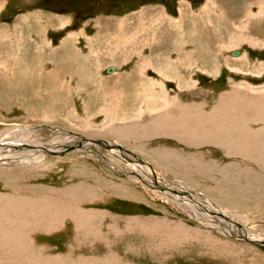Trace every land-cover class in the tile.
I'll list each match as a JSON object with an SVG mask.
<instances>
[{
  "label": "rangeland",
  "instance_id": "374dc122",
  "mask_svg": "<svg viewBox=\"0 0 264 264\" xmlns=\"http://www.w3.org/2000/svg\"><path fill=\"white\" fill-rule=\"evenodd\" d=\"M245 10L257 18L251 20ZM259 11L255 0H0L1 150L7 154L23 150L9 149L10 141L22 138L27 142L24 148L40 144L44 149L50 138L66 132L68 137L116 142L128 151L123 158L114 147L113 156L107 152L111 149L100 145L101 154L119 168L117 173L82 154L40 157L34 146L37 158L0 163L1 195L10 198L17 190L35 201L38 188L72 193L68 203L84 213L93 211L98 233L107 236L95 241L93 249L79 250L85 247L82 244L72 247L70 220L61 215L58 219H66L65 226L55 229L56 224L54 232L38 229L31 235L43 249L42 256L81 254L100 261L108 252L103 242H109V253L121 264H264V245L250 239L264 242V165L233 151L226 155L223 147L211 143L182 141L172 135L173 130L165 129L163 135L161 127L153 124L164 109L171 108L169 103L175 104L172 99L195 103L211 113L220 95L230 92L229 83L243 84L250 97L261 93L264 13ZM191 15L196 23L208 19L204 34L192 29ZM185 16L189 20L184 19L178 30L175 25ZM124 24L130 29L125 31ZM117 45L127 55L121 54V62L106 54ZM139 53L143 54L139 57ZM147 62L152 69L142 75L139 65ZM157 68L167 70L159 76ZM150 78L158 86L152 87ZM250 97L248 103L264 105ZM253 120L245 128L259 129L262 139L264 124ZM113 128L121 129L125 137ZM222 128L218 131L225 138ZM137 158L146 162L147 171L159 182L142 170L145 165ZM25 165L34 170H20ZM131 171L134 178L129 177ZM181 186L191 191L179 190ZM193 201L198 204H190ZM47 208L50 212L59 207L51 203ZM98 212L108 217L99 220ZM195 212L206 217L195 219ZM216 213L231 218L215 226L220 219ZM114 218L116 225L110 223ZM158 226L162 230H156ZM114 231L121 232L116 236Z\"/></svg>",
  "mask_w": 264,
  "mask_h": 264
},
{
  "label": "bare ground",
  "instance_id": "6f19581e",
  "mask_svg": "<svg viewBox=\"0 0 264 264\" xmlns=\"http://www.w3.org/2000/svg\"><path fill=\"white\" fill-rule=\"evenodd\" d=\"M255 4H256V6H258L260 8L259 12L261 14L264 13V0H255ZM248 17H250L251 20H252V18H254V19L257 18V16L252 15L251 12L248 13ZM245 26H247V25L245 24L244 27ZM179 27H181V26H179ZM177 28H178V26H177ZM125 41H126V39H125ZM118 42H117V44H118ZM248 43L251 44L253 47H255V45H257V43L250 42V41H248ZM123 44H125V43H123ZM122 46H125V45H122ZM111 50L114 51V53ZM124 51L125 50H123L120 45H117V47H115L113 49H108L106 51V54L109 56L108 58H110V56H111L112 59L116 58V61L117 60L119 61L120 59H122L121 54L127 56ZM142 54L143 53H139V57ZM234 55H236V54H234ZM139 57H137V58H139ZM167 60H170V58ZM96 61L99 62V60H96ZM119 62H121V61H119ZM119 62H117V63H119ZM175 63L177 64V60L175 61ZM151 67H152L151 62H147V64L139 65V68L141 70L140 73L142 75H145L146 71L149 68L152 69ZM157 70H158L157 72L159 73V76H163L164 74H162V72L165 73L166 72L165 70H167V69L162 70V68H157ZM110 72H112V70H108V73H110ZM139 77L141 78V75H139ZM150 79H149V82H150L152 87L158 86V84L155 83V81H153L154 79H151V80ZM229 84L231 86L230 92H227V94H225V95L224 94L220 95V98H219L220 100H219L218 104L211 110L212 111L211 113H209V112L205 113L204 110H199L198 107H196L197 105L194 102L193 103L195 105L192 103L185 104L184 102L182 103L181 100H177V99L173 100L172 99L171 103L175 102V104L170 105V103L167 99L168 102L167 101L166 102L169 103V106L171 108H169L167 110L164 109L163 114L161 113L160 117L157 116L158 118L156 117L155 119H158V120H156L153 124L161 127L160 130L162 131V134H163V132H166L165 129L173 130L175 134L172 133V135H176V137L180 138L182 141H187L189 139L191 141L198 140V141L203 142L202 145L211 143L213 145L223 147L226 155H228L227 154L228 151L229 152L233 151V153L235 155H237L238 157L246 156L247 159H251V161H253L257 164L259 161V162H261L260 165H264V133H263L262 139H260V130L259 129H257L254 132L253 130L252 131L250 129L246 130V128H245L248 120L251 121V118L254 119L255 121L254 120L253 121L257 122L258 124L259 123L264 124V105L263 106L258 105L259 103L256 104L254 102L248 103L247 99L250 96H248V91L246 90V87L243 84L238 85V87L234 86V84L233 85L231 83H229ZM151 98H153V97H151ZM250 98H252L255 101L259 100L262 103V101H264V89L261 91V93L259 95H256L253 93V97H250ZM159 99H160V97H159ZM169 100H170V98H169ZM222 100H224L223 103H222ZM250 110H253L255 112H252ZM203 111H204V113H202ZM173 114H175L174 117L172 116ZM190 120H191L192 125L189 124ZM153 121H154V119H153ZM215 121L218 122L220 125L218 126L216 123H214ZM159 127L157 128L158 130H159ZM222 127H224V131H225V134H223V135H225L227 138L226 137L222 138L221 137L222 133H220L218 131V129L222 128ZM124 128H126V127H124ZM128 128H126V130ZM14 129H15V127L10 128V130H14ZM140 129H141V127H140ZM148 129H150V128H148ZM114 130L118 134L125 137L126 133L124 134L121 129L116 128ZM220 131H221V129H220ZM137 133L138 132H136V134ZM67 134H66V132H64L63 135H61V137L50 138V143L47 146H45L46 148H44V149L41 148L40 144H36V145L31 144L32 148H29V147L24 148L22 145L27 143V142H25L24 138H22L16 142L10 141V143H12L10 145L11 147L9 148L10 150H12L16 146H17V148L23 149V150H21V151L13 150L12 152H8V154H7V153H5L6 151L1 150V148H0V163L19 162L21 160L28 161L30 158L32 159L36 156L34 151L32 150L33 146H34L37 149V151L40 152L39 156L41 154L46 155L48 157H50V155H52V154H63V156L64 155L65 156L66 155L73 156L75 154H82V156L84 155V157L86 156V157H89L95 161H99V162L103 163L106 166L105 169L108 171L115 172V173H117V171H119V168L117 166H115L112 161H108L105 158V156L103 154H101L100 145H102V146L106 145L108 149H111V150H108L107 152L113 153V156H116L117 151H113V150L115 148H117L118 150H120V154L122 155L123 158H125V156H126L124 152H128L127 150L124 149L125 146H124V148H122L121 146H118L119 143H116V142L115 143H112V142L108 143V142H105L102 140H86L87 138L85 139L82 137H79L80 138L79 139L78 137H76V135L74 137H68ZM164 134H166V133H164ZM72 135H73V133H72ZM168 135H169V133H168ZM173 137H175V136H173ZM256 139H259L260 141H258ZM194 143H195V141H194ZM73 145H75L76 147H72ZM2 154H6V156L11 154V157L6 158L5 156H1ZM107 154L111 156V154H109V153H107ZM55 156H57V155H55ZM40 157H42V156H40ZM120 157L121 156L119 155L118 159H120ZM35 158H37V156ZM101 158L103 160H101ZM127 158H129V157H127ZM57 159L62 160V157L59 156ZM62 161H64V160H62ZM135 161L136 160H133L131 163H134ZM138 161H139V163H142L145 165V166L143 165L144 167L142 168V170L145 171L146 173H148L150 175V177H152V178L154 177L153 179L155 181L159 182V180L157 179L158 177L153 175L154 173L152 174V172H151V174H152L151 175L150 172L147 171L146 162H144L140 159H138ZM113 169H115V170H113ZM20 170H34V168L32 166L25 165L24 169L20 168ZM27 172H29V171H27ZM132 173H133L132 171L129 173L130 178H134V173H133V175H132ZM120 174H118V175H120ZM16 179H17L16 182L20 183L21 179L20 180L18 178H16ZM10 180H11V178H10ZM138 180H140V178H138ZM149 180H152V179L150 178ZM22 181H23V179H22ZM142 182L147 184V182H145L144 180H142ZM79 186H80L79 189L81 190V193H82L83 190L81 189V187H84L83 183H81V185H79ZM178 189L183 190V191L186 190L187 192L191 191V190H188L189 188L187 189L183 186H181ZM164 190L166 191V189H164ZM65 191H67V190H65ZM68 191H69V189H68ZM15 192H17V190ZM15 192H13L14 194L10 193V195L12 196L10 198L0 194V264H121L120 261L116 258L117 257L116 255L109 253V251H110L109 244H108L109 242L108 243L103 242V244L107 246L108 252H106V254H105V255H107V257L105 255H104L105 258L100 257L101 258L100 261L98 259L95 260V258L93 259L90 257H89L90 259H88V257L85 259V258L81 257L82 255L80 256V254H79V256H76L75 258H72L69 255L62 256V257H52V256L44 257V256H42L39 253V250H43V249L41 247H39L34 242V239L31 238V235L34 234L35 232H37L38 229L46 230L43 232L45 234L52 232V231L54 232V230H52V228L55 227L56 224H57V227L55 229H58L59 227H61V225H64V222H66V221H64L66 219H63V221L58 219L59 216H61V215L68 216V219L70 220L69 221L71 223L70 229H72V235L70 237V239H71L70 243H71L72 247H74V245H75V248H77L78 245L82 244L85 247H89V248L93 249L94 246L96 245L95 241H98L101 236L105 237L106 234L102 233V235L100 236V234L98 233L97 229L100 226H99V222H97V218H95V216H97V215L93 211L88 210V212L84 213L83 211H81L79 209L73 208L71 206V203L70 204L68 203L69 200H71L72 197H74V195H72V193H71V195L67 196V194H70V193H67V194H65L63 192L58 193L59 191L56 192L55 190H49L48 188H38L36 191H34L35 196H36V200L34 201V200H31V198L26 197V195H22L20 193H15ZM22 192H24V191H22ZM180 192L183 193L182 191H180ZM54 193H57V194L55 195ZM52 196H57L55 202H52ZM67 198H69V199H67ZM26 199H27V202L25 203ZM194 200H196V199H194ZM59 201H60V204H58ZM196 201L199 202L198 200H196ZM41 202H43L45 204L42 205ZM193 202L190 204H195V205L198 204V203H195V201H193ZM51 203H52V205H57L59 208L58 209L52 208L53 211H50V212H49L48 208H47V210H45L48 205H51ZM177 204H180V203H177ZM186 204H187V202H186ZM199 204H200V202H199ZM32 207H35L37 209V212H33ZM207 207H209V206H207ZM190 209H193V208H190ZM200 209H201V207H200ZM202 212H204V211H202ZM204 213H207V212H204ZM99 214H100V216L98 215L99 220H101V218H103V220H104L105 217H108L107 214L105 215V213L104 214L99 213ZM215 215L220 218L218 220L216 219L217 222L215 223L216 224L215 226H218V223L222 222L221 219H223V221L226 223L231 218V217H229L230 215L228 216L227 214H223V213H219V214L216 213ZM193 216L195 217V219H202V218L206 217L205 214H204V217H202V215H201V217H197L196 212L193 213ZM208 216H210V215H207V217ZM209 218H212V216ZM220 220H221V222H220ZM232 220H233V218H232ZM116 222H117V218H114V221L112 219H110V223H113L114 225H116ZM129 223L132 224L133 222H129ZM208 223H210V222H208ZM100 224H102V223L100 222ZM211 226H213V224ZM116 227H118V223H117ZM124 227H125V229H128V227H130V226L125 225ZM225 227L229 230V233H230V229L232 230V228H230L228 226V224ZM107 229L110 233V230H109L110 227L109 226L107 227ZM158 229L162 230V228H160V226H158L156 230H158ZM218 230H219V228H218ZM176 231H178V230H176ZM14 232H16V233H14ZM119 232H121V231H119ZM119 232L114 231L116 236H118L120 234ZM226 232H228V231H226ZM65 236H67V233H65ZM238 238L242 239V237H239V236H238ZM247 238H248V236H247ZM250 239L253 240L254 242L258 243V244L264 245V242H260V241H257L255 239H252V238H250ZM102 241H104V240H102ZM244 241H248V240L244 239ZM32 245L35 248H37V251H36V249L33 248Z\"/></svg>",
  "mask_w": 264,
  "mask_h": 264
},
{
  "label": "crops",
  "instance_id": "0c3cea01",
  "mask_svg": "<svg viewBox=\"0 0 264 264\" xmlns=\"http://www.w3.org/2000/svg\"><path fill=\"white\" fill-rule=\"evenodd\" d=\"M252 3V2H251ZM249 11V10H248ZM143 13H144V11H143ZM245 13H246V10H245ZM248 13H250V12H247L246 13V16H248ZM200 15H202V14H199L198 16L200 17ZM181 16H184L183 15V11L181 12ZM201 18V17H200ZM184 19L185 20H189L188 18H187V16H185V17H183L182 18V20H178V22H177V25H175L176 27L178 26V28H179V26H181L178 30H180V29H182V27H183V21H184ZM220 19H222L223 21L225 20V18H220ZM110 23H113L114 21L112 20V19H109L108 20ZM181 21V22H180ZM190 22H191V24H192V29H195V30H198V31H200V32H202V34H204V32H203V30H202V28H204V29H206V27L208 26L207 25V21H208V19H203V20H200V21H197V23L192 19V15H191V18H190V20H189ZM172 22H174V21H172V19H169V23H172ZM225 22V21H224ZM126 23V22H125ZM225 25V24H224ZM224 25H221L220 23L217 25L218 27L219 26H223L224 27ZM126 26H127V24H124L123 25V29L125 30V31H127V30H129L130 28L128 27V28H126ZM122 27V26H121ZM225 28V27H224ZM123 29L121 28V32H122V34L124 33L123 32ZM120 32V33H121ZM130 34L129 35H133V32H132V30H130ZM125 34V33H124ZM120 35V34H119ZM128 35V36H129ZM207 35V34H206ZM116 39L118 38V36H114ZM122 38V37H121ZM61 43V42H60ZM53 46H55L54 44H53ZM117 47V46H116ZM205 47H209L208 45H206ZM186 51V50H185ZM185 51H182V52H185ZM192 51H193V49H192ZM208 51V50H207ZM186 53V52H185ZM109 70H111V68H109ZM81 248H86V247H80L79 248V250L81 249ZM81 255V254H80Z\"/></svg>",
  "mask_w": 264,
  "mask_h": 264
},
{
  "label": "water",
  "instance_id": "95a60500",
  "mask_svg": "<svg viewBox=\"0 0 264 264\" xmlns=\"http://www.w3.org/2000/svg\"><path fill=\"white\" fill-rule=\"evenodd\" d=\"M144 185L146 186V184L144 183ZM146 187H148V186H146ZM148 188H150L151 189V187H148Z\"/></svg>",
  "mask_w": 264,
  "mask_h": 264
}]
</instances>
